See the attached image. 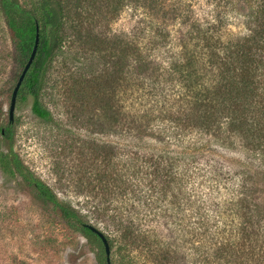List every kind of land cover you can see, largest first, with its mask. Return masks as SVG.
<instances>
[{
    "label": "trees",
    "instance_id": "1",
    "mask_svg": "<svg viewBox=\"0 0 264 264\" xmlns=\"http://www.w3.org/2000/svg\"><path fill=\"white\" fill-rule=\"evenodd\" d=\"M124 4L33 0L27 9L18 0H0L22 67L39 29L16 99L31 98L33 115L50 122L42 93L54 60L61 57L67 67L65 61L89 56L73 67L78 77L71 92L80 84L83 101L98 102L101 127L130 119L152 137V145L118 148L113 163L110 146L99 148L105 165L94 179L113 203L105 206L95 194L93 209L115 231L102 233L110 264L113 258L117 264H264V218L250 201L255 182L244 165L226 167L224 152L210 150L231 136L258 157L257 169L264 167V0ZM124 7L134 17L127 36L107 29ZM240 20L244 34L232 31ZM0 140L8 142L0 170L21 178L45 210L84 236L97 264H107L81 210L60 201L13 152V122L0 124Z\"/></svg>",
    "mask_w": 264,
    "mask_h": 264
},
{
    "label": "rangeland",
    "instance_id": "2",
    "mask_svg": "<svg viewBox=\"0 0 264 264\" xmlns=\"http://www.w3.org/2000/svg\"><path fill=\"white\" fill-rule=\"evenodd\" d=\"M18 1L28 9L33 0ZM127 1L124 0V3ZM202 8L198 6V11ZM193 9L197 10V7ZM132 14L130 7H124L114 22L109 24L111 29H107L127 36L134 21ZM232 31L244 34L243 21L240 20ZM88 59L89 56H82L78 61L87 63ZM62 62L61 57L54 60L42 93L43 106L51 114L50 122L33 115L31 98L16 99L12 119V150L60 201L81 210L87 224L101 233L114 236V228L109 223L101 222L99 214L93 209L97 203L95 194L99 201H107L105 206L113 203L112 197L102 195L94 179L96 170L105 165L99 148L110 146V161L113 163V152L116 153L118 148L132 150L136 144L152 145V137L144 134L145 128L136 127L130 119L119 123L107 121L101 127L99 123L103 117L98 102L94 98L83 101L80 84L75 88V93L70 90L71 85L77 82L74 78L78 75H72V72L79 62L72 64L65 61L67 67H62ZM22 68L18 52L0 18L2 126L8 123L11 91ZM222 142L216 140L210 150L224 152L226 167L237 169L241 163L244 165L243 171L250 172L248 176L255 182L250 190V201L261 207L264 218V167L257 169L260 163L258 157L254 152L242 149L238 139L228 136L224 145ZM0 151H8L7 141L0 140ZM87 243L79 231L67 226L53 212L45 210L34 193L23 188L21 178L9 176L0 170V264H97L95 253ZM79 252L81 255L71 262ZM113 264H117L114 258Z\"/></svg>",
    "mask_w": 264,
    "mask_h": 264
},
{
    "label": "water",
    "instance_id": "3",
    "mask_svg": "<svg viewBox=\"0 0 264 264\" xmlns=\"http://www.w3.org/2000/svg\"><path fill=\"white\" fill-rule=\"evenodd\" d=\"M38 45H39V29L36 28V35H35L34 44H33L31 53L29 55V58H28L26 64L24 65L23 69L21 70L20 75L18 76V79L16 81V84L13 88V91H12V94L10 97V103H9V109H8V120H9V122H12L17 93L19 91V88H20V86H21V84H22V82H23L34 58H35V56H36ZM86 227L89 230H91L93 233H95L100 238V240L103 244V247H104L106 262H107V264H110V250H109V246H108L106 238L104 237V235L99 230H97L93 226L86 225Z\"/></svg>",
    "mask_w": 264,
    "mask_h": 264
}]
</instances>
